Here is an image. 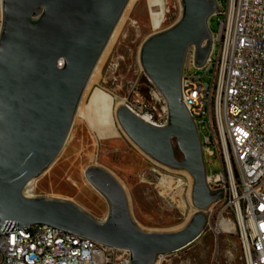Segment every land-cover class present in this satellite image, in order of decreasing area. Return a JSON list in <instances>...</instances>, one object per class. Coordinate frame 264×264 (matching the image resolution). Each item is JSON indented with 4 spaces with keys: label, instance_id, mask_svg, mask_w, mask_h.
<instances>
[{
    "label": "water",
    "instance_id": "water-1",
    "mask_svg": "<svg viewBox=\"0 0 264 264\" xmlns=\"http://www.w3.org/2000/svg\"><path fill=\"white\" fill-rule=\"evenodd\" d=\"M129 2L1 0L0 235L18 230L26 235L32 226H48L128 251L130 264H156L159 256L185 249L204 232L207 211L224 190L214 193L207 185L202 143L184 106L182 78L191 49L196 69L209 59V21L221 13L215 0H180L179 19L141 46L139 63L165 103L166 123H147L126 105L116 111L120 128L140 152L191 178L195 212L189 223L171 233L141 230L123 186L102 167H88L85 178L107 203L103 222L72 202L23 195L63 151L89 80Z\"/></svg>",
    "mask_w": 264,
    "mask_h": 264
},
{
    "label": "built area",
    "instance_id": "built-area-1",
    "mask_svg": "<svg viewBox=\"0 0 264 264\" xmlns=\"http://www.w3.org/2000/svg\"><path fill=\"white\" fill-rule=\"evenodd\" d=\"M215 1L221 13L211 19L217 18L218 30L211 31V54L201 68L209 81L188 74L195 67L193 49L182 78L184 106L195 120L204 160L218 158L223 171L207 174L210 191L224 190V194L207 211L201 237L212 232L217 236L235 233L243 264H264V0ZM1 21L0 0V26ZM183 178L188 187L189 179ZM130 262L128 251L48 226H32L26 235L21 230L0 235V264Z\"/></svg>",
    "mask_w": 264,
    "mask_h": 264
},
{
    "label": "rangeland",
    "instance_id": "rangeland-1",
    "mask_svg": "<svg viewBox=\"0 0 264 264\" xmlns=\"http://www.w3.org/2000/svg\"><path fill=\"white\" fill-rule=\"evenodd\" d=\"M162 1L163 9H160L151 8L147 0H141L129 15L121 40L103 66L101 83L105 90L124 100L135 114L152 117L151 122L159 126L166 123L165 103L144 75L139 53L149 36L168 29L181 15L180 0ZM161 13L163 23L160 31H155L151 15ZM209 27L212 32H217V18L209 21ZM217 53L216 47L214 56ZM188 74L209 81L202 69L192 67ZM205 163L207 174H222L218 158L205 157ZM95 164L110 172L125 187L131 216L143 231L168 233L181 226L192 212L183 175L164 170L140 152L124 134L115 143L95 142L88 127L78 120H74L67 143L56 162L34 181L32 194L72 202L103 222L108 215L107 203L93 191L85 178V170ZM180 180L184 184L180 182L181 186L177 187ZM162 181L173 183L172 189L166 190ZM118 256L119 253L114 257ZM161 264H243V261L235 233L217 236L212 232L185 249L164 255Z\"/></svg>",
    "mask_w": 264,
    "mask_h": 264
},
{
    "label": "bare ground",
    "instance_id": "bare-ground-1",
    "mask_svg": "<svg viewBox=\"0 0 264 264\" xmlns=\"http://www.w3.org/2000/svg\"><path fill=\"white\" fill-rule=\"evenodd\" d=\"M140 1L141 0H130L127 8L125 9V12L123 13L121 20L119 21L103 54L101 55L97 66L95 67V70L89 80V83L87 85V88L84 92V95L81 99V102L79 104V107L76 113L75 121L78 120L81 123H84L90 130L91 134L94 136L95 142L97 143L102 142V141H113L115 143V140L124 134V132L122 131V129L120 128L117 122L116 111L118 107L125 106V102L124 100L118 99L113 92L105 90L102 87L101 85L102 74H103V66L105 62L107 61V59L110 58L114 49L116 48L119 41L121 40V35L124 30L125 23L128 21L129 15L138 6ZM147 4L151 8L158 7L160 9H163V5H164L162 0H147ZM151 17H152L153 29L155 31H160L162 23H163V18H164L163 14L162 13L159 15L152 14ZM138 116L142 118L145 122L154 124L153 122L149 120L147 116H142V115H138ZM94 166L100 167L98 164H95ZM163 169L169 173L181 174L184 177L189 179L190 185L187 187L186 195H187L188 200H190L192 180L189 177V175H187L185 172L172 171L166 168H163ZM34 181L35 180L31 181L24 190V196L26 198H29V199L35 198V196L32 194V191H33L32 187H33ZM172 184L173 183H166L162 181V186L165 187L166 190H171ZM176 186L180 187L181 184L177 183ZM91 188L93 189L94 192H96V194L99 197H101V195L92 186ZM123 188L125 190L124 186ZM194 212H195V209H192V212L187 216L184 223L181 226H179L177 229L170 231L168 233L176 232V231L183 229L189 223ZM221 227L225 228V225L221 224ZM233 230H234V226H231V231L233 232ZM156 264H161V261H157Z\"/></svg>",
    "mask_w": 264,
    "mask_h": 264
},
{
    "label": "trees",
    "instance_id": "trees-1",
    "mask_svg": "<svg viewBox=\"0 0 264 264\" xmlns=\"http://www.w3.org/2000/svg\"><path fill=\"white\" fill-rule=\"evenodd\" d=\"M179 156V155H178Z\"/></svg>",
    "mask_w": 264,
    "mask_h": 264
}]
</instances>
